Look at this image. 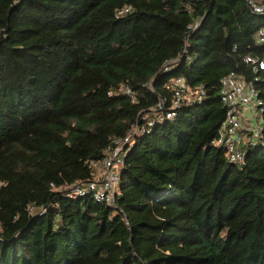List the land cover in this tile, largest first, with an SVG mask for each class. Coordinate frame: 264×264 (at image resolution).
Listing matches in <instances>:
<instances>
[{
	"label": "trees",
	"instance_id": "obj_1",
	"mask_svg": "<svg viewBox=\"0 0 264 264\" xmlns=\"http://www.w3.org/2000/svg\"><path fill=\"white\" fill-rule=\"evenodd\" d=\"M263 27L248 0H0V264H264V124L242 163L212 144L226 76L264 101ZM179 78L203 100L172 108ZM129 135L116 198L71 196Z\"/></svg>",
	"mask_w": 264,
	"mask_h": 264
},
{
	"label": "built area",
	"instance_id": "obj_2",
	"mask_svg": "<svg viewBox=\"0 0 264 264\" xmlns=\"http://www.w3.org/2000/svg\"><path fill=\"white\" fill-rule=\"evenodd\" d=\"M248 4L254 12L264 14V0H248ZM128 10L129 8H124L120 13ZM257 41L264 44V27L259 31ZM246 61L255 65L257 69H264V58L249 56ZM174 87L175 100L172 108H178L185 100L191 103L201 102L205 96V91L202 88L196 92L192 91L184 78L175 80ZM221 97L228 106L227 118L220 130L219 137L212 144L225 148L231 162L242 163L245 158L246 146L256 144L258 141L262 142L260 138L264 119L261 114L264 112V101L252 85L244 82L243 78L235 73H231L222 80ZM246 112L251 115L254 113L258 121L253 118L244 120ZM166 117L173 119L175 117L174 110L168 112ZM137 132H139L138 128L133 131V134ZM131 142L132 135L115 140L109 148L108 155L101 162L92 164L94 180L71 187V196L92 194L98 201H113L120 193L119 171L124 164L126 146ZM98 166L99 169H97Z\"/></svg>",
	"mask_w": 264,
	"mask_h": 264
},
{
	"label": "crops",
	"instance_id": "obj_3",
	"mask_svg": "<svg viewBox=\"0 0 264 264\" xmlns=\"http://www.w3.org/2000/svg\"><path fill=\"white\" fill-rule=\"evenodd\" d=\"M245 115H246V117H244V120L247 121L248 119L253 118V120L257 121V119H255V114L254 113H252V115H251V114L246 112Z\"/></svg>",
	"mask_w": 264,
	"mask_h": 264
},
{
	"label": "rangeland",
	"instance_id": "obj_4",
	"mask_svg": "<svg viewBox=\"0 0 264 264\" xmlns=\"http://www.w3.org/2000/svg\"><path fill=\"white\" fill-rule=\"evenodd\" d=\"M255 119H257V121H258V118H255ZM99 168H100V167L98 166L97 169H99ZM119 173H120V171H119Z\"/></svg>",
	"mask_w": 264,
	"mask_h": 264
}]
</instances>
